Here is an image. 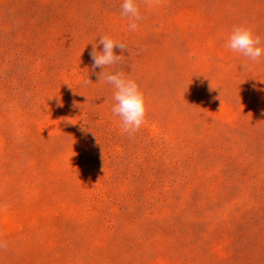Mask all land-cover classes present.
<instances>
[{
  "label": "rangeland",
  "instance_id": "rangeland-1",
  "mask_svg": "<svg viewBox=\"0 0 264 264\" xmlns=\"http://www.w3.org/2000/svg\"><path fill=\"white\" fill-rule=\"evenodd\" d=\"M122 3L0 0V264H264V56L225 47L264 46V0L140 3L135 31ZM105 35L150 101L133 135Z\"/></svg>",
  "mask_w": 264,
  "mask_h": 264
},
{
  "label": "clouds",
  "instance_id": "clouds-1",
  "mask_svg": "<svg viewBox=\"0 0 264 264\" xmlns=\"http://www.w3.org/2000/svg\"><path fill=\"white\" fill-rule=\"evenodd\" d=\"M156 2L158 0H123L121 15L129 19L128 28L130 31H135L138 27V22L142 19L139 8L140 3L151 6ZM261 39V36L255 33L251 27L240 25L233 28L225 47L233 52L242 54L251 62L258 63L260 57L264 56V46H261ZM99 44L103 45L102 51H97V46L93 45L90 52V57L93 61V71L96 68L102 69L101 72L97 73L98 80L101 81L103 79L115 89L113 95L115 103L111 109L112 113L120 117L121 130L133 135L144 124L150 101L139 85L133 79L128 78L123 71L105 72V68L118 65L124 60L125 56L123 53L127 51V46L107 35L99 39ZM116 49L120 50V55L116 54V51H114ZM84 83L89 84L91 81L88 79ZM4 247L6 245L2 240V234H0V249Z\"/></svg>",
  "mask_w": 264,
  "mask_h": 264
}]
</instances>
